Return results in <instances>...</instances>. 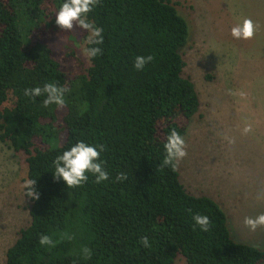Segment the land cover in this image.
Wrapping results in <instances>:
<instances>
[{
    "label": "trees",
    "instance_id": "obj_1",
    "mask_svg": "<svg viewBox=\"0 0 264 264\" xmlns=\"http://www.w3.org/2000/svg\"><path fill=\"white\" fill-rule=\"evenodd\" d=\"M58 4L0 0V142L26 155V179L40 193L29 197V223L4 264H263L264 250L234 240L217 202L185 189L178 161L164 163L168 133L184 138L200 106L182 75L190 33L175 3L99 0L89 17L103 27L104 42L87 67L74 49L61 53L42 40L69 39L54 22ZM136 55L153 60L137 72ZM52 80L70 88L65 106L45 108L43 97L23 95ZM76 140L103 145L108 181L89 176L67 188L53 180V160ZM121 172L127 179L117 181ZM196 213L211 220L207 232L192 227ZM41 234L54 246L40 245ZM142 236L151 248L140 246Z\"/></svg>",
    "mask_w": 264,
    "mask_h": 264
},
{
    "label": "rangeland",
    "instance_id": "obj_2",
    "mask_svg": "<svg viewBox=\"0 0 264 264\" xmlns=\"http://www.w3.org/2000/svg\"><path fill=\"white\" fill-rule=\"evenodd\" d=\"M172 1L189 25L182 75L193 82L200 101L185 131L180 181L191 194L219 204L234 240L264 250V226L244 223L264 214V0ZM246 20L251 36L234 38L232 28ZM83 35L75 28L68 40H57V34L42 40L61 53L74 49L87 67L74 43ZM25 157L0 142V264L29 223Z\"/></svg>",
    "mask_w": 264,
    "mask_h": 264
},
{
    "label": "clouds",
    "instance_id": "obj_3",
    "mask_svg": "<svg viewBox=\"0 0 264 264\" xmlns=\"http://www.w3.org/2000/svg\"><path fill=\"white\" fill-rule=\"evenodd\" d=\"M99 0H59V4L54 12L55 25L61 29L71 32L75 27L84 32L82 38L74 41L80 54L91 63L92 60L101 55V45L104 42V29L96 24L89 13L97 6ZM232 35L234 38L251 36V21H244L243 26L233 27ZM151 55H136L132 62L135 71L141 72L151 63ZM70 88L56 80L44 83H35L33 86L26 87L23 95L29 98L43 97L42 105L47 108L55 105L57 108L66 104V96ZM247 131V129H245ZM185 141L183 136L175 129L170 130L164 143L165 164L179 161L186 155ZM104 147L101 144L88 142L86 140H76L58 154L52 162L53 180L62 181L67 188H74L88 181L89 176L94 177L96 183L108 181L109 173L106 169V162L102 158ZM117 181L127 179L125 173H118L115 177ZM35 180L28 178L24 181L26 195L33 200H38L40 193L33 188ZM192 227L198 228L201 232H207L211 226V220L207 215L196 213L191 216ZM244 223L255 229L257 226H264V214H259L255 218L246 217ZM40 245L54 246L53 239L47 234L39 236ZM142 248H151L148 236L139 238Z\"/></svg>",
    "mask_w": 264,
    "mask_h": 264
}]
</instances>
